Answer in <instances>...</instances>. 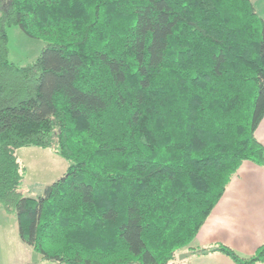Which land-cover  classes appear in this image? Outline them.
<instances>
[{"label": "trees", "instance_id": "obj_1", "mask_svg": "<svg viewBox=\"0 0 264 264\" xmlns=\"http://www.w3.org/2000/svg\"><path fill=\"white\" fill-rule=\"evenodd\" d=\"M0 203L62 264H168L243 160L264 165V19L252 0H0ZM47 42L28 65L9 26ZM68 161L28 195L20 147ZM192 248V249H191Z\"/></svg>", "mask_w": 264, "mask_h": 264}, {"label": "crops", "instance_id": "obj_2", "mask_svg": "<svg viewBox=\"0 0 264 264\" xmlns=\"http://www.w3.org/2000/svg\"><path fill=\"white\" fill-rule=\"evenodd\" d=\"M252 2L255 10L264 19V0H252ZM257 127L256 136L264 145V117ZM54 154L51 153L52 157L58 163H62V172H64L68 161L66 163V159L58 158V154ZM212 210L189 246L199 249L223 243L235 249L243 257L251 256L264 243V165L243 160L238 171L227 184L225 193ZM1 218L4 219V225L3 228L0 227V240L3 237L7 240L9 232L15 238L17 231L20 237L18 218L5 219L3 215ZM30 248L27 264H42L44 259L42 255ZM185 251L188 252L184 256L186 259L176 257L168 264H238L230 256L219 251L191 253L188 248ZM8 262L18 264L16 257ZM256 264H264V262Z\"/></svg>", "mask_w": 264, "mask_h": 264}, {"label": "rangeland", "instance_id": "obj_3", "mask_svg": "<svg viewBox=\"0 0 264 264\" xmlns=\"http://www.w3.org/2000/svg\"><path fill=\"white\" fill-rule=\"evenodd\" d=\"M1 15V13H0ZM8 33V45H9V58L12 62L19 65H28L36 61L40 56V52L47 42L42 38H33L23 32V30L17 25H12L7 28ZM54 154L52 151L46 148H40L37 146L32 147H20L17 150L19 160L22 161L25 167V178L24 183L28 195L34 196L43 192L47 184L52 183L57 178L62 176V163H58L56 159L52 157ZM57 155V154H54ZM58 158L65 160V158L57 155ZM67 163V160H65ZM2 213V214H1ZM12 219L16 217L15 213H8L4 210L0 203V227L3 228L4 219ZM14 233V231H13ZM191 244V243H190ZM31 246L26 242L22 241L17 231L15 232V238L9 232V237L6 240L5 237L0 240V264H9L8 260L13 261L17 258L18 264H27L29 258V250ZM188 247L180 249L176 253V257L179 258L181 252H186ZM9 256H11L9 258ZM186 259L185 257H182ZM14 264V262H12ZM42 264H59L53 260L43 259ZM61 264V263H60Z\"/></svg>", "mask_w": 264, "mask_h": 264}, {"label": "water", "instance_id": "obj_4", "mask_svg": "<svg viewBox=\"0 0 264 264\" xmlns=\"http://www.w3.org/2000/svg\"><path fill=\"white\" fill-rule=\"evenodd\" d=\"M188 254V252H181L180 254H179V257H184V256H186Z\"/></svg>", "mask_w": 264, "mask_h": 264}]
</instances>
